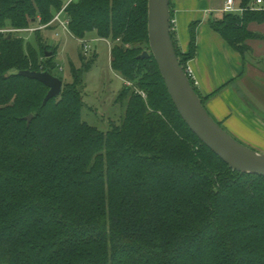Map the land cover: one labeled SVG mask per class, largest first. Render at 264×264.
<instances>
[{"label": "trees", "instance_id": "16d2710c", "mask_svg": "<svg viewBox=\"0 0 264 264\" xmlns=\"http://www.w3.org/2000/svg\"><path fill=\"white\" fill-rule=\"evenodd\" d=\"M250 2L243 0L242 16L210 23L242 54L248 23L264 21ZM64 4L0 0V264H264V177L234 171L205 146L154 57L139 59L150 52L148 0H73L67 8L73 36L110 40L111 67L131 83L117 100L127 101L125 113L109 131L83 119L74 67L73 82L46 106L49 88L19 75L54 74L57 48L37 38L38 50L1 31L48 25ZM171 35L186 69L195 25L188 53L172 23Z\"/></svg>", "mask_w": 264, "mask_h": 264}, {"label": "crops", "instance_id": "0c3cea01", "mask_svg": "<svg viewBox=\"0 0 264 264\" xmlns=\"http://www.w3.org/2000/svg\"><path fill=\"white\" fill-rule=\"evenodd\" d=\"M234 1L239 10L234 14L242 16L246 11L243 0ZM256 1L251 0L250 9L262 10ZM226 4L227 0H171V22L183 53L190 50L195 25L196 55L189 65L199 82V93L207 98L209 113L235 139L264 151V21L248 23V50L242 54L210 24L226 15ZM53 26L58 27L53 23L40 30Z\"/></svg>", "mask_w": 264, "mask_h": 264}, {"label": "water", "instance_id": "95a60500", "mask_svg": "<svg viewBox=\"0 0 264 264\" xmlns=\"http://www.w3.org/2000/svg\"><path fill=\"white\" fill-rule=\"evenodd\" d=\"M150 52L139 59L154 57L168 92L182 119L201 142L234 171L264 177V153L236 140L209 113L181 65L171 35V0H148ZM49 52L47 57H51ZM20 76L37 80L49 88L43 105L59 98L64 81L49 71H21ZM34 116L25 119L31 124Z\"/></svg>", "mask_w": 264, "mask_h": 264}, {"label": "rangeland", "instance_id": "374dc122", "mask_svg": "<svg viewBox=\"0 0 264 264\" xmlns=\"http://www.w3.org/2000/svg\"><path fill=\"white\" fill-rule=\"evenodd\" d=\"M68 1L70 0H65V4ZM39 26L38 23L32 25L33 28ZM14 31L1 32L7 36L9 32ZM41 31L40 33L27 31H15L14 33L38 50L41 41L44 45L57 48L55 63L58 65V69L54 71V74L61 77L64 83H72L73 67L77 72L79 71L82 77L80 90L84 98L83 119L103 132L109 131L112 123L118 121L125 113L127 101L120 104L117 100L124 87L129 86L127 84L129 82L123 80L111 67L112 43L110 40L107 43L97 34L87 36L91 51L84 55L82 43L66 33L61 27L53 26ZM87 63H91L89 69L84 67ZM239 142L242 141L239 140ZM242 143L253 150L264 153L262 150Z\"/></svg>", "mask_w": 264, "mask_h": 264}, {"label": "built area", "instance_id": "2783aa9c", "mask_svg": "<svg viewBox=\"0 0 264 264\" xmlns=\"http://www.w3.org/2000/svg\"><path fill=\"white\" fill-rule=\"evenodd\" d=\"M72 1L73 0L68 1L63 6V8L58 13H56V15L54 16V18H53V20H52V22L50 24H53L54 23V24L58 25V27H61L66 33H68L69 35H72L73 36V34L71 33V30H70V18L67 15L68 5ZM256 3L259 4V5H263V7L261 9L264 10V0H257ZM224 11H225V13H235V12H237L239 10L235 8V1L234 0H227V4H226V7H225ZM42 28L43 27H38V28L37 27H35V28L31 27L29 29H25V30H15V31H17V32H23V31L36 32L37 30H40ZM173 29H174V25H173ZM79 41L82 43L84 55H87L91 51V45H90L89 41L88 40H85V39H79ZM107 43H108V40H107ZM185 72H186L188 78L190 79L193 87L194 88L195 87L198 88L199 82L197 81V78H196V76L194 74V71L190 67L189 63H187ZM127 84L129 86H131V83H127ZM136 90H137V93L141 94L144 98H147V95L143 91H140L138 89H136Z\"/></svg>", "mask_w": 264, "mask_h": 264}]
</instances>
